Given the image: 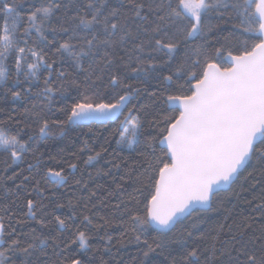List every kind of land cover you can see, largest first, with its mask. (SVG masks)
<instances>
[{
    "label": "snow or ice",
    "instance_id": "6c2138e0",
    "mask_svg": "<svg viewBox=\"0 0 264 264\" xmlns=\"http://www.w3.org/2000/svg\"><path fill=\"white\" fill-rule=\"evenodd\" d=\"M26 2L25 19L18 9ZM73 9L75 12L69 15ZM61 10L64 16L59 25L49 27ZM223 23H231L232 31L221 38L217 32ZM33 31L35 38L31 36ZM60 34L66 39L59 41ZM129 41L139 43L129 49ZM45 48L51 50V56ZM118 48L125 51L126 57L117 55ZM57 59L62 63L71 61L74 71L54 69ZM10 64L14 73H10ZM41 68L48 69V76L36 95L47 98L45 107L49 112L58 96L62 103L56 112L63 119L51 120L43 109H25L23 115L38 124L29 141L46 140L53 126L57 135H68L88 122L112 121L113 136L118 137L112 154L119 155L118 150L127 148L144 156L143 170L136 177V195L129 198L137 207H125L128 221L120 222L123 231L118 241L121 246L125 242L140 246L138 264H156V254L168 247L162 237L189 218L191 223L181 239L192 237L193 230L205 222L206 214L217 210L214 203L218 191L230 189L254 159L264 163V0H0V85H5L12 99H22L24 93L8 87L7 82L17 85L23 78L31 84L39 80ZM53 72L55 81L50 79ZM132 79L145 86H136L130 82ZM153 82L157 87L148 91L147 85ZM142 91L152 98L150 105L142 106L152 109L150 117L141 118L137 115L140 109L132 104ZM145 121L151 133H146ZM5 123H0V152L12 163L22 161L31 149L21 140L20 132L11 133ZM86 148L92 151L85 141L79 151ZM107 152L102 147L88 155L83 164L90 165ZM105 163L111 168L97 169L96 176H109L112 168L121 167L111 160ZM9 167L11 164H6L5 171ZM68 168L76 170L78 164L70 163ZM17 175L13 173L7 179ZM45 177L57 185L68 180L63 168L49 167ZM112 180L120 190L122 185L115 176ZM75 183L87 187V182L79 179ZM23 186L22 181L16 187ZM35 190L41 191L38 185ZM96 195L94 189L90 190L88 199ZM122 203L115 207L120 209ZM69 206H73L71 200ZM43 207L29 198L23 215L46 227L50 221L43 216L37 219ZM256 208L264 217V200ZM8 215L10 219L11 213ZM70 219L75 216H54L59 229L68 228ZM100 220L103 224L93 225L89 215L83 216V222L97 231L114 223L103 216ZM9 227L0 215V264H16L14 258L19 264H33L30 257L42 245L47 246V238L32 229L25 234L30 236V242H25L15 227ZM222 230L221 224L217 233ZM150 231L157 233L151 241ZM89 239L86 231L77 228L74 239L64 249L70 250L78 242L80 249L87 250ZM101 239L105 241V251H110L113 237L105 232ZM216 239L212 237L210 248L186 245V252L179 260L173 257L171 264H215L218 251L224 254L217 249ZM257 239L251 243L256 244ZM231 240L234 244L227 253L229 264H264V245L257 255L248 242L236 236ZM55 247L59 249L60 245ZM64 249L57 255H62ZM58 264L84 261L73 255L65 256Z\"/></svg>",
    "mask_w": 264,
    "mask_h": 264
},
{
    "label": "trees",
    "instance_id": "16d2710c",
    "mask_svg": "<svg viewBox=\"0 0 264 264\" xmlns=\"http://www.w3.org/2000/svg\"><path fill=\"white\" fill-rule=\"evenodd\" d=\"M33 2L38 3L39 0H33ZM18 11L24 14L26 19L27 2ZM74 12L75 9L69 15ZM63 16L62 10L57 12L56 16L52 18L49 27L58 26L60 18ZM213 22H217L214 17ZM66 26L71 27V24ZM133 28H135V25H133ZM231 31V23H223L217 35L223 38ZM81 34L85 33L82 32ZM46 35L48 39H52L50 32H46ZM31 36L35 38L34 31ZM57 39L62 41L66 39V36L60 34ZM133 43H139V41H129L126 48L130 49ZM234 47H238V45H234ZM44 51L51 56L50 49L45 48ZM147 51L146 49L145 53L142 54L144 57L147 56ZM182 53L183 49L181 50V55ZM117 55L126 57L125 51L119 48L117 49ZM156 55L158 57L162 56V54ZM12 63L14 64V61ZM53 67L54 69L63 67L68 71H74L71 61L62 63L57 59ZM9 70L10 73L15 71L11 64L9 65ZM38 76L39 80L33 81L31 84L24 81L23 78H21V83L17 85H12L11 81L7 82L8 87L24 93V98L19 100L12 99L10 92L5 90V85H0V123L6 122L5 127L13 134L20 132L21 140L26 141L31 149L25 153V158L22 161L15 163H12L6 154L0 152V215L4 216V222L10 226L9 230L15 227L17 233L21 235V239L25 242H30V236L25 234L31 233L32 229H35L41 238H47V246L42 245L30 257L33 264H58L59 260L65 256L73 255L82 259L84 264H101V261H105L106 264H138L140 246L135 242H125L121 246L118 241L120 233L123 231L119 224L122 221H128L129 214L124 211L125 207H137L134 201L130 202L129 198L136 195L134 191L138 186L136 177L143 170L144 156L138 155L136 152H129L127 148L118 150L119 155L112 154L113 149L117 148L115 141L118 138L113 136L114 123L76 127L75 131L68 135H57L58 130L53 126L52 134L46 140L29 141L28 137L33 135L34 131L38 129V124L34 118L23 115L25 109L37 112L43 109L44 115L51 120L63 119L62 114L56 112V108L60 107L62 103L58 96L53 100L52 110L49 112L45 107L48 104L47 98L44 95H36L43 88V80L48 76V69L41 68ZM50 79L55 81V72H53ZM130 82L138 87L145 86L136 79H132ZM147 87L148 91H152L157 86L153 82L149 83ZM25 89H29V91L24 92ZM151 99L148 92L142 91L139 98L132 100V104H135L140 109L137 115L141 118L151 116V108H142L143 105H150ZM33 105L36 106L35 109H33ZM145 131L146 133L152 132L147 127L146 121ZM85 141L92 150L91 152L88 148L83 152L79 151L84 146ZM102 147L107 148L108 152L101 159L93 161L90 165L83 164L88 155L99 151ZM143 148L142 142L141 150ZM106 160L120 163L121 167L119 169L112 168L109 176H96L97 169L107 170L111 168L110 164L105 163ZM73 162L78 164L76 170L68 168V165ZM6 164H11L7 171H5ZM29 164L33 165L31 169L28 167ZM49 167L56 170L63 168L68 176L67 182L64 185L51 183L45 177V172ZM13 173H19V175L15 179H7ZM25 176L29 177L26 181L24 180ZM113 176L116 177V182L122 185L120 190H116L115 183L112 180ZM121 177H124V179H120ZM78 179L82 182H87V187L77 185L75 181ZM22 181L24 186L17 188L16 186L21 184ZM37 185L41 191L35 190ZM97 185L102 187H97ZM93 189L97 192V195L88 199L89 192ZM29 198L37 200L38 207L39 205H44L43 209L37 212V219L43 216L46 221H50L46 227H41L36 220L23 215L27 211L26 201ZM70 200L72 201V207L69 206ZM262 200H264V163L254 159L246 166L241 177L235 181L229 191L217 194L214 203V207L217 210L206 214L205 222L200 224L199 228L193 230L192 237L181 239L192 218L178 223L172 232L162 237L168 242V247L162 254H156V264H171L173 257L179 260L182 254L186 252V245L199 246L201 249L210 248L213 243V236L217 237L215 241L217 249L224 252L223 255H220L218 251V259L215 264H229L230 258L227 253L233 247L234 241L231 240L233 236L243 242H248V246L259 255L261 246L264 245V217H262L256 205L261 203ZM121 201H123L121 208L117 209L115 205L121 203ZM56 204H62L64 207L55 208ZM85 205L87 206L85 207ZM5 208L11 213L10 219L8 212L4 211ZM55 215L65 218L75 216V219L68 221V228L59 229L54 220ZM84 215L91 217L93 225L103 224V221L100 220L101 216L114 223L110 227L105 225V227L97 231L93 225L83 222ZM17 220H24L25 223L18 224ZM221 224L223 225V230L217 233V229ZM246 224L250 225V227L245 228ZM77 228L86 231L89 235L88 243L90 247L87 250H82L77 242L71 245L70 250L64 249V245L74 239ZM242 230L243 235L241 236ZM105 232L113 237L110 242V251H105L106 244L101 239ZM155 236H157V233L150 231L148 233L149 241ZM255 238H258L257 243L252 244L251 241ZM56 244L60 245L59 249L55 247ZM61 249H64L63 254L57 255ZM14 259L16 264H19V260Z\"/></svg>",
    "mask_w": 264,
    "mask_h": 264
},
{
    "label": "water",
    "instance_id": "95a60500",
    "mask_svg": "<svg viewBox=\"0 0 264 264\" xmlns=\"http://www.w3.org/2000/svg\"><path fill=\"white\" fill-rule=\"evenodd\" d=\"M108 123H113L112 121H105V122H101V121H93V122H88V123H86L85 125H83V126H87V125H90V124H97V125H106V124H108ZM51 183H55L53 180H51V179H48ZM235 183V182H234ZM233 183V184H234ZM232 184V185H233ZM231 185V186H232ZM230 189H221V190H219L218 191V193H221V192H227V191H229ZM217 193V194H218Z\"/></svg>",
    "mask_w": 264,
    "mask_h": 264
}]
</instances>
